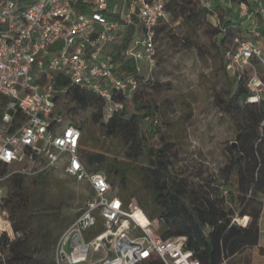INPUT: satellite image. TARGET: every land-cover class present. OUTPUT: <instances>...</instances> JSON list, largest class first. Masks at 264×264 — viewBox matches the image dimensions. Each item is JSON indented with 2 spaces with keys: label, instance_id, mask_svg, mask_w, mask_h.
<instances>
[{
  "label": "built area",
  "instance_id": "obj_1",
  "mask_svg": "<svg viewBox=\"0 0 264 264\" xmlns=\"http://www.w3.org/2000/svg\"><path fill=\"white\" fill-rule=\"evenodd\" d=\"M199 1L211 10L212 0ZM236 15L247 37L235 38L225 67L242 75L247 102L258 105L264 102V0H241ZM169 17L165 0H0V171L8 167L0 173V204L10 176L25 173L28 161H37L35 175L57 170L89 187L85 206L54 246V264H199L185 235L162 238L155 220L120 196L116 180L88 170L83 130L61 108L69 87L78 85L102 100L103 121L122 110L139 77L155 70L156 27ZM133 23L129 45L119 52ZM119 53L137 62V73L120 68ZM0 224L1 234L9 224L1 208ZM94 254L101 256L91 260Z\"/></svg>",
  "mask_w": 264,
  "mask_h": 264
},
{
  "label": "trees",
  "instance_id": "obj_2",
  "mask_svg": "<svg viewBox=\"0 0 264 264\" xmlns=\"http://www.w3.org/2000/svg\"><path fill=\"white\" fill-rule=\"evenodd\" d=\"M229 1L238 4L241 0ZM165 7L174 17L185 15L184 22L190 25L196 21L200 24L211 11L216 12L218 21L213 31L223 59L227 51H234L236 37H247L236 22L237 15L232 16L235 11L232 6L225 8L217 4L210 10L199 0H165ZM168 24L157 25L156 39L159 34L171 31ZM134 31L133 23L119 52L129 45ZM195 43L196 39H193L185 46L192 48ZM115 59L121 63L123 70L137 73L135 60H124L120 53ZM223 62L225 72L231 76L230 85L225 96H214V102L228 116L234 129V142L226 147L227 161L218 170L219 178L213 177L205 182L193 183L187 177L171 172L168 169L171 162L170 143L164 141L161 147H157L152 139L154 131L151 125L156 121L153 117L158 107L151 92L162 86L152 79V75L148 78L140 76L131 99L106 121H103L102 100L78 85L69 87V99L65 102L72 105L71 112L91 108V122L98 124L107 138H119L126 148L129 160L125 166L116 163L106 153L81 149L88 170H104L106 175L113 177L119 185L120 196L126 202L136 200V193L128 187L125 172L133 161L146 158L147 166L141 167L139 173L140 179L150 186L151 199L159 211L158 219L162 223L158 232L164 239L185 235L186 249L193 252L199 264H228L244 249L258 245L260 237L259 219L263 208L260 195L264 192V129L260 124L264 119V102L258 105L248 103L250 93L244 78L238 71H227L225 60ZM146 120H150L151 124L146 125ZM7 170L8 167L2 165L0 173ZM9 181V193L0 208L8 215L12 233L2 231L0 234V264H34V254L52 247L56 240L45 216L40 217L30 191L31 185L46 181V176L39 173L27 185L24 174L14 172ZM224 187H227L226 191ZM137 203L146 212L141 203ZM81 210L75 213L74 218ZM147 215L152 220L155 218L153 213ZM237 218L246 220V224H241ZM56 219L53 217V221ZM49 264H54L53 253ZM145 264L162 263L153 260Z\"/></svg>",
  "mask_w": 264,
  "mask_h": 264
},
{
  "label": "rangeland",
  "instance_id": "obj_3",
  "mask_svg": "<svg viewBox=\"0 0 264 264\" xmlns=\"http://www.w3.org/2000/svg\"><path fill=\"white\" fill-rule=\"evenodd\" d=\"M217 4L225 8L234 7L232 16H235L238 5L236 2L212 0V7ZM184 19L185 15L178 17L170 15L168 28L171 31L159 34L156 39V70L152 74V79L162 86L151 92L152 99L158 107L153 117L156 121L151 125L154 131L152 139L157 147H161L164 141L170 143L172 149L168 169L171 172L187 177L193 183H200L213 177L219 178L218 170L227 161L226 147L234 142L231 122L214 102L216 94L226 95L231 76L225 72L223 66L225 59L218 50L213 31L217 20L212 16V12L200 24H196V21L190 25L185 23ZM236 22H240L238 17ZM193 39H196L195 46L186 47L185 44ZM141 65L145 66V63L141 62ZM71 106L69 102L61 103L62 110L69 115L72 122L80 125L85 133L82 147L89 152L106 153L113 157L116 163L125 166L129 158L121 140L107 138L100 126L91 122L90 114L93 111L91 108L71 112ZM145 123L151 124L150 120H146ZM36 162L28 161L23 164L24 181L27 185H30L31 179L35 176L33 171L38 167ZM145 166H147L145 157L133 161L125 172L126 182L136 193L135 201L141 203L147 213L154 214V225L160 227L162 222L158 219L159 211L156 204L151 199V188L140 179L139 171ZM16 168L12 166L10 170ZM100 172L105 173L104 170ZM44 175L46 181L31 185L30 191L37 211H40V217L45 216L56 240L52 247L34 254V264H49L52 261L56 242L74 220L75 213L85 206L89 198V187L86 183L76 182L57 170L46 172ZM223 190L226 191L227 187ZM260 196L263 208L259 219L258 245L244 249L228 264H264V192ZM227 206H230V203H227ZM53 217L57 219L53 221ZM237 220L241 224H246V220L238 218ZM5 230L12 233L9 224L5 225ZM100 256L94 254L91 260Z\"/></svg>",
  "mask_w": 264,
  "mask_h": 264
},
{
  "label": "bare ground",
  "instance_id": "obj_4",
  "mask_svg": "<svg viewBox=\"0 0 264 264\" xmlns=\"http://www.w3.org/2000/svg\"><path fill=\"white\" fill-rule=\"evenodd\" d=\"M0 226H2V225L0 224Z\"/></svg>",
  "mask_w": 264,
  "mask_h": 264
},
{
  "label": "crops",
  "instance_id": "obj_5",
  "mask_svg": "<svg viewBox=\"0 0 264 264\" xmlns=\"http://www.w3.org/2000/svg\"><path fill=\"white\" fill-rule=\"evenodd\" d=\"M262 213V212H261Z\"/></svg>",
  "mask_w": 264,
  "mask_h": 264
}]
</instances>
